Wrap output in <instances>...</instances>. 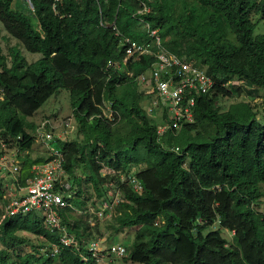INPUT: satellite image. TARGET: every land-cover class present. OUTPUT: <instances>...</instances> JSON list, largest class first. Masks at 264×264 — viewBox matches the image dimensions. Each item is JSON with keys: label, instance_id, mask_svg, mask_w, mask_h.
<instances>
[{"label": "trees", "instance_id": "obj_1", "mask_svg": "<svg viewBox=\"0 0 264 264\" xmlns=\"http://www.w3.org/2000/svg\"><path fill=\"white\" fill-rule=\"evenodd\" d=\"M15 1L0 0L3 28L42 57L29 62L20 46L8 55L0 47V130L29 153L36 137L28 118L61 90L69 92L78 138L53 144L64 155L72 195L62 223L79 246L40 256L39 248L59 244L60 234L45 227L40 212L20 214L0 224V264H98L88 243L105 230L122 229H137L129 253L135 263L264 264V213L258 210L264 199V119L248 103L226 112L217 103L219 97L264 91V34L255 35L253 19L264 20V0H63L56 10L54 0H31L33 8L26 0L15 8ZM142 2L150 11L138 15ZM140 18L170 52L206 69L218 84L198 99L195 122L177 135L168 131L160 138L159 124L143 107L150 97L126 73L106 69L123 49L111 25L145 41ZM153 61L144 57L128 70L138 75ZM234 79L244 83L222 86ZM105 103L116 113L113 122L104 116ZM49 158L27 154L18 188L27 185L33 165ZM132 178L143 193L135 191ZM117 191L112 219L91 215L93 225L89 209L112 203ZM6 194L0 178L4 208ZM225 231L235 232L231 241ZM21 233L37 240L24 256L11 251L26 242Z\"/></svg>", "mask_w": 264, "mask_h": 264}, {"label": "built area", "instance_id": "obj_2", "mask_svg": "<svg viewBox=\"0 0 264 264\" xmlns=\"http://www.w3.org/2000/svg\"><path fill=\"white\" fill-rule=\"evenodd\" d=\"M54 1L53 8L56 10L57 4L63 0ZM26 2L33 8L31 0H26ZM141 6V9L137 12L138 15L150 11L146 3L142 2ZM140 21L144 23L148 32V40H132L123 36L114 24L111 25L112 29L116 31V36L121 38L120 42L123 49L120 59L109 61L106 69L126 73L141 86L146 96L150 97L147 109L149 116L152 117L156 114L162 116L157 130L160 138L165 136L168 131L177 135L186 124L195 122V109L198 99L215 92L218 84L214 78L208 75L206 69L170 52L165 47L158 31L150 29V25L144 22L143 19L140 18ZM144 57L154 58L152 64L145 71L135 75L128 70L130 64L141 61ZM237 80L234 79L222 86L228 87L230 84L241 85L244 83L240 80L237 82ZM3 95L4 89L0 87V100L3 99ZM103 112L108 120L113 122L116 119V113L111 104L105 103ZM64 125L66 130L60 137L55 135L51 121L47 120L37 128L36 136L47 145L50 160L32 166L31 177L27 179V185L23 188L20 187L25 193L20 196L17 195V183L23 163L20 156L22 151L17 149L12 139H5L2 130H0V178L11 177L13 183L11 182L10 189L16 193L11 197L5 195L4 199L8 203L0 216V224L20 214L40 212L44 217L45 227L51 232L60 234L59 244L55 243L39 248L40 256L55 257L59 254L61 248L77 249L79 246L76 237L68 233L67 228L62 223L61 213L72 207L69 202L72 195L67 193L70 184L63 167L64 155L52 147V144L57 140H67L69 133L67 129L71 131L73 125L70 121ZM19 139L22 138L19 137ZM172 151L178 153L180 149L175 148ZM131 184L136 192L143 193V186L135 178L131 179ZM119 197L120 192L117 191L115 196L112 197V203L102 202L98 210L90 208L89 212L100 221L111 220L115 206L119 203ZM198 222L201 223L200 220ZM233 234L235 232H232ZM109 242L110 238L104 235L88 243L87 249L97 259L98 264L106 256V253L117 257H125L127 248L122 245H108Z\"/></svg>", "mask_w": 264, "mask_h": 264}, {"label": "rangeland", "instance_id": "obj_3", "mask_svg": "<svg viewBox=\"0 0 264 264\" xmlns=\"http://www.w3.org/2000/svg\"><path fill=\"white\" fill-rule=\"evenodd\" d=\"M21 8L22 0H16L15 1V8ZM254 21L257 22V25L255 26V35H261L264 34V20L259 21L258 16L253 17ZM259 21V22H258ZM14 46H20L19 42L11 38L7 32L3 28V24L0 21V47L3 50V53L5 55H8L10 52V48ZM20 49L22 50L23 54L27 58L29 62H34L42 57L41 54H32L27 52L22 46H20ZM10 61V60H9ZM238 82V80H237ZM253 95L248 94L247 92L244 93L242 96H234L232 98L229 97H219L218 99V106L221 108L222 112L228 111L233 105H237L240 103H248L250 104L253 109L254 113L256 114L257 118L260 121H263L264 119V91L260 89L251 90ZM149 106V102L147 100L143 101V107L147 110ZM152 118L158 123H161L162 116L160 114H156L155 116H152ZM51 121V124L54 128V133L57 136H62L64 130H66L65 123L70 121V123L73 125L72 130H68V138L67 140H73L77 139V125L73 118V111L71 108L70 103V96L69 92L67 90H61L58 94H55L52 96L32 117L28 118V122L34 125L35 129L30 130L29 132L32 133L36 137V141L32 150L30 151L29 156L31 159H39V158H48L49 156V150L47 145H45L44 142H42V139L36 136V130L37 128L45 121ZM53 149H55L54 144H52ZM21 159L23 160L26 154L24 152L20 153ZM22 168L20 170V173L24 171V163H22ZM4 183H5V190L7 192V196L11 197L12 195L16 194L12 192L10 189L11 186V177H4ZM264 187V186H263ZM17 195H23L25 192L23 190H17ZM7 201V200H6ZM6 207V206H5ZM4 203L0 202V211L3 213L4 211ZM3 210V211H2ZM258 210L260 212L264 213V199L258 206ZM90 213V221L94 223V218L91 216ZM78 217H82V214H77ZM109 221V220H107ZM137 229H122L118 232L111 231H104V234L110 238V242L108 245H122L125 248H127V253L125 257H117L115 255H109L106 253V256L102 258V261L99 264H140L135 263L130 259V251L133 247L135 233ZM223 235L231 241L233 238L232 233L230 232H223ZM21 239H24L26 241L24 244L20 245L19 247H15L12 250L18 251L20 255L24 256V254L31 253L33 251V246L36 244V238L32 237L29 234L21 233L20 234ZM35 243V244H34Z\"/></svg>", "mask_w": 264, "mask_h": 264}, {"label": "crops", "instance_id": "obj_4", "mask_svg": "<svg viewBox=\"0 0 264 264\" xmlns=\"http://www.w3.org/2000/svg\"><path fill=\"white\" fill-rule=\"evenodd\" d=\"M25 154H26V155H27V154L29 155V154H30V152H29V153L27 152V153H25ZM42 158H43V157H42ZM48 158H49V156H48ZM35 159H36V158H34L33 160H35Z\"/></svg>", "mask_w": 264, "mask_h": 264}]
</instances>
